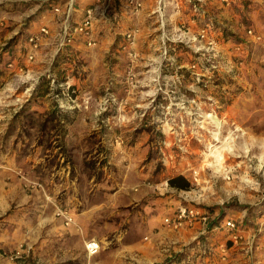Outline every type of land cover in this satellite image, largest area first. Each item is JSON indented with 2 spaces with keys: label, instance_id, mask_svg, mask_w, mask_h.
<instances>
[{
  "label": "rangeland",
  "instance_id": "1",
  "mask_svg": "<svg viewBox=\"0 0 264 264\" xmlns=\"http://www.w3.org/2000/svg\"><path fill=\"white\" fill-rule=\"evenodd\" d=\"M58 1L67 0H0V110L12 116L0 120L11 130L2 146L40 182L63 222L50 248L48 225L32 238L44 211L22 216L32 239L20 264H142L116 253L131 237L125 232L139 228L148 243L139 223L146 217L189 229L165 223L184 208L210 216L196 224L206 232L147 264H264V0H138L137 8L108 0L94 21V44L76 37L72 46L56 44L50 65L35 54L28 61V40ZM93 1L74 0L77 8ZM10 47L24 52L21 64L5 54ZM176 177L189 188L170 187ZM165 201L178 208L172 217L151 210ZM86 209L85 240L106 237L95 256L83 250L80 232L65 233L80 230L76 215ZM225 220L235 230L224 229ZM119 232L126 236L115 240ZM15 255L0 249V257Z\"/></svg>",
  "mask_w": 264,
  "mask_h": 264
},
{
  "label": "crops",
  "instance_id": "2",
  "mask_svg": "<svg viewBox=\"0 0 264 264\" xmlns=\"http://www.w3.org/2000/svg\"><path fill=\"white\" fill-rule=\"evenodd\" d=\"M58 20L59 18L57 19L56 16L52 15L51 12L48 11L46 16H43L41 18V21H39L37 31L39 30V28L46 26L49 28L51 34H50V38L43 40L41 44V48L35 53V56L37 57L36 62L38 61L44 62L50 65L51 64L50 61L54 59V53H55L54 49L58 41L57 39V33L59 31V25L57 22ZM5 45L6 44H2V43L0 44V52L4 50ZM22 49L24 50V48ZM8 52L13 56V60L15 62H19L20 64L23 62L22 60L24 59L23 51H22L23 53L21 54L20 50H17L16 47H12V48L10 47L7 50L5 49V54H7ZM35 65L36 64L31 66L32 70L44 71V67L42 66V64H40V66H35ZM4 76H5L4 73L2 74L0 72L1 82L4 81ZM10 86L11 85L6 87V89L3 90V93L6 94L8 91H11ZM11 96L12 95L10 92L8 96L6 95V97H11ZM11 118H12L11 114L2 112L0 110V120L3 119L8 120ZM9 131L11 130L0 126V148L3 149V151H0V216L2 215L7 216V218L4 220L7 225L6 229H4V231H2L1 233L4 242H1L2 240L0 239L1 240L0 249H5L6 251H14L16 255L13 256L12 259H6L0 257V264H20L22 259L24 261L23 255L25 254V252L22 251V247L24 244H27V242L24 241L27 238L29 239L31 238V236H28L27 238L24 236V231L22 228L23 222L21 217L26 215L27 213H33V214L35 212L43 213L42 210L44 211V215L40 217L37 227H35V229L32 230L34 234L32 238H33V244L37 239L40 240L42 237L41 231L43 230V228L44 229L46 228V225H48L49 233L53 235V237L49 240L50 248L51 246L55 245L52 244L53 242L51 241L55 240V237H57V227L58 224L62 222V219L57 218L58 211L57 209H55L56 207L55 208L52 207V206H56L55 201L53 202L51 198H47L48 201L47 204L46 202H44V199H42L41 190L38 188L40 187V182L36 179H33L32 177H29L28 175L26 176L25 175L26 169L21 165V163H18L13 157H10V154L8 152L4 151L2 143L4 140V135H8ZM19 172H23L26 177L23 176L19 177L18 174ZM143 195H147L146 192H144ZM35 196L40 197V200L37 199ZM165 202L167 203L168 207H165V205H163L162 207L158 206L157 208H153V209L151 208V210H156L157 212H159V210L161 209L167 210L168 211L167 215L172 217L178 208H176V206H172L171 203L168 204L169 203L168 201ZM47 207L49 211L46 213ZM93 211H98V210L93 209ZM68 213L72 215L71 211ZM91 215L92 214L90 212V209L84 210V212L82 213V215H80V217L79 215H76L77 220L80 222V230L78 231L75 230V228L70 227V228H65L66 230L65 233L68 235H72L80 232V235L84 240L83 242L84 245L87 242L93 241L96 242L99 245L100 250H102L104 249V246L102 244L103 241H101L100 238L103 239L106 237L104 236L100 238L93 237L85 240V236L87 234L86 232L87 227L85 226V224H83V222L89 220V217ZM142 220L139 223H143L144 225L142 226H145L144 237L148 238L149 236L146 235H151V237L148 238L150 241L148 243L142 244V242L139 241L140 236H138V234H135L137 233L136 231H139V228L137 229L132 228V231L125 232L131 236L128 239L129 241L121 243L120 247L118 248V252H116L118 254H132L136 256V258H138L136 261L138 262L140 261L142 264H147L154 261V257H156V259L164 258L165 260V258L168 257L170 253H174L178 251L180 252L181 249L184 250L186 247H189L188 245L192 244L193 241H195V239L200 238V235L206 232V229H204L201 225H195L194 227H191L189 229L185 227L186 229L182 228L174 231V230H169L167 227L163 226V224L159 220L152 221V219L149 217L148 218L146 217ZM215 228H211L210 231H213ZM131 233L135 234V236L132 235ZM113 234L115 240L122 239L124 235L126 236V234L123 233L124 235H122L120 232L118 233L119 235L116 233ZM217 240L220 239L217 238ZM39 246H41V244ZM83 250L86 252L85 247ZM19 254H20V258H19ZM229 260L232 262V263L230 262V264L244 263L243 260L242 262L238 261L237 259H229Z\"/></svg>",
  "mask_w": 264,
  "mask_h": 264
},
{
  "label": "built area",
  "instance_id": "3",
  "mask_svg": "<svg viewBox=\"0 0 264 264\" xmlns=\"http://www.w3.org/2000/svg\"><path fill=\"white\" fill-rule=\"evenodd\" d=\"M108 0H95L92 4L85 7H76L77 4L74 0H67L65 2H55L51 3L49 6L52 15L56 16L59 20V31L57 33V44L59 47H67L76 39V37L83 38L87 41L90 46L93 38V28L94 21L96 17H102L109 7L107 3ZM130 5L134 8L140 6L138 0H130ZM50 30L48 27L43 26L39 28L35 35H32L28 44L30 46V51L28 53V61H32L34 54L43 42L44 39L50 38ZM74 44V43H73ZM66 215V214H65ZM66 225L72 222V218L69 216H64ZM210 220V216L204 213H199L198 210L193 208L180 209L179 213L176 215L175 220L172 222L170 220H165V223H173L174 227L180 226L182 223L188 227H194L196 224L206 225ZM224 229L227 231L235 230V223L231 220H225L223 223ZM234 239L236 237L232 236ZM85 250L89 256H95L99 253L100 248L96 242L90 241L85 243Z\"/></svg>",
  "mask_w": 264,
  "mask_h": 264
},
{
  "label": "trees",
  "instance_id": "4",
  "mask_svg": "<svg viewBox=\"0 0 264 264\" xmlns=\"http://www.w3.org/2000/svg\"><path fill=\"white\" fill-rule=\"evenodd\" d=\"M168 184L170 187L180 190H187L189 188V183L182 177L170 179Z\"/></svg>",
  "mask_w": 264,
  "mask_h": 264
},
{
  "label": "bare ground",
  "instance_id": "5",
  "mask_svg": "<svg viewBox=\"0 0 264 264\" xmlns=\"http://www.w3.org/2000/svg\"><path fill=\"white\" fill-rule=\"evenodd\" d=\"M212 156L214 157V163L212 164H217L218 162L222 161L221 155L218 152H214Z\"/></svg>",
  "mask_w": 264,
  "mask_h": 264
}]
</instances>
